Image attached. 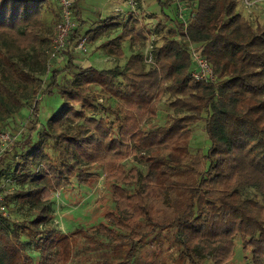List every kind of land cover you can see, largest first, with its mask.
Listing matches in <instances>:
<instances>
[{
  "label": "trees",
  "instance_id": "obj_1",
  "mask_svg": "<svg viewBox=\"0 0 264 264\" xmlns=\"http://www.w3.org/2000/svg\"><path fill=\"white\" fill-rule=\"evenodd\" d=\"M79 1L68 41L84 34L95 41L121 26L103 48L110 60L124 58L127 41L134 51L122 66L82 64L70 45L52 56L59 0H0V132L14 135L2 145L0 175L18 183L6 193L0 182V264H68L73 239L55 231L51 198L73 181L91 186L100 177L114 205L105 221L78 229L102 255L113 254L97 264H135L138 248L154 246L161 232L176 243L161 264H224L236 237L252 264H264V21L250 22L240 9L260 0H155L154 23L155 13L146 16L137 4L120 22L116 12L91 30ZM171 4L173 17L163 11ZM193 51L211 78L194 79ZM57 57L65 58L59 67ZM56 93L60 107L40 123L41 97ZM163 97L167 115L152 125ZM21 114L26 119L12 132ZM196 124L209 140L205 150L192 149ZM130 156L143 171L125 167ZM12 200L28 204L27 219L8 215Z\"/></svg>",
  "mask_w": 264,
  "mask_h": 264
},
{
  "label": "rangeland",
  "instance_id": "obj_2",
  "mask_svg": "<svg viewBox=\"0 0 264 264\" xmlns=\"http://www.w3.org/2000/svg\"><path fill=\"white\" fill-rule=\"evenodd\" d=\"M114 1L115 0H80V17L85 19L86 23L88 22L83 26V28H85L84 30L94 29V24L97 25L96 23L99 21L98 13L103 16L115 6L121 7V10L124 12V14L122 13L119 15V22L121 19H124V16L126 18L127 11L129 10L128 3L125 0H122V2L119 4ZM112 3L114 5L111 7ZM137 4H139L140 8L142 9L140 12L146 16H150L151 12L153 14L155 13L154 18L151 20L152 23H154V21L159 18L160 11H158V4L155 0H137ZM173 7V4H171L169 7L164 8L163 11L168 16L170 15V17H173ZM250 8L251 9L248 11V8H244L242 5L240 7L242 14L247 16L250 22H254L256 19L259 21H264V0L257 1L256 5L253 7L251 6ZM75 16L78 19V15L75 14ZM121 28V26H115L114 28H109V32L106 30L102 31L100 35L97 36L98 38L96 39V42L91 41L89 37H87V49L83 52L76 51L73 48L76 44L69 42L70 47L72 48V53H74L78 60L80 59V61H83L84 59L87 65L91 64L96 68H111L117 64L122 66L125 58H127V55L134 51L133 47L130 46L127 41L123 43L124 58L121 59L112 57L110 60L109 56L105 54V49L103 48V41L106 40V38L112 37V35L119 33ZM144 49L145 48L143 47L141 48V50ZM141 50L140 48L135 49V51L139 52H141ZM64 60V57H57L54 64L59 67L63 65ZM65 75L66 74H61L59 76L58 80L60 84L64 83L66 78ZM47 81L48 79H45L44 85H46ZM90 91L94 92L96 95L100 94L99 88L96 86H91ZM61 103V98L57 93L52 96L43 94L40 99L38 113L40 123H44L47 118L53 114V112L55 113L60 107ZM166 104L165 98L163 97L158 105L157 113H159V116L156 119L150 120L152 125L154 123L157 125L158 122H161L163 119H165L167 115ZM25 113L26 111L24 110V114ZM14 117L15 118L12 121L14 122L13 127L10 129L12 132L19 128L21 123L26 119L23 114L15 115ZM160 119L162 120L160 121ZM150 123H148V126ZM195 126H198L195 129V133L199 132L201 135H199L200 138L192 140V149L205 150L208 146L209 140L204 137L203 126L200 124H196ZM124 165L126 168H130L131 165H136L142 171L145 168L144 164H141L131 156L124 162ZM96 172L99 173L98 170H96ZM6 175H0V182L2 183L3 190H5L6 193H9L13 188L18 186V183H16L15 179L9 176V174ZM243 193L251 194L252 189H243ZM9 203L11 205V210L9 211L8 215L12 219L19 220V218L27 219L29 217L28 204L26 202L21 203L17 200H12ZM50 203L52 218L51 223L54 226L55 231L58 233H66L73 239V248L71 257L68 260V264H97V261L104 259L105 256L109 259L111 256H113V254L109 251L107 252V255H105L106 253L102 255L101 252L105 251L103 247L95 245L93 241H87L80 234V232H78V229L88 228L90 225H97L98 223L105 221L104 213L110 210L114 205L111 188L109 187L108 183L102 180L101 177L94 181L91 186H84L79 184L77 181H73L70 186L56 192L51 198ZM235 241L236 243L233 250V258L224 264H252L250 255H248L242 249L241 242L239 241L238 237L235 238ZM152 244H154V246L151 248H138L136 255L133 257V262L135 264H150L149 262H151V260L155 261L153 264H161L164 256L167 253L175 255L174 253L176 252V243L172 242V236L170 232L157 233L152 239ZM27 248L29 252L34 251V249L31 248V244L27 245ZM34 255L36 256L37 253L34 252ZM98 264H100V262ZM203 264L213 263L206 260L203 262Z\"/></svg>",
  "mask_w": 264,
  "mask_h": 264
},
{
  "label": "built area",
  "instance_id": "obj_3",
  "mask_svg": "<svg viewBox=\"0 0 264 264\" xmlns=\"http://www.w3.org/2000/svg\"><path fill=\"white\" fill-rule=\"evenodd\" d=\"M128 3V6L131 10L135 9L137 6V0H125ZM247 1V0H245ZM73 2L74 0H59L60 6V17L59 20L55 23L54 36L52 39V56H56L58 52H62L70 45L68 37L70 32H73L75 28L78 27V19L73 14ZM179 9L181 7L179 6ZM114 12L124 13L121 8H113ZM87 35L84 34L76 42V45L73 47L76 51L83 52L87 49ZM192 60L195 64L196 70L193 72V77L196 80L209 79L212 77L211 68H209L206 60L201 56V53L198 51H193ZM14 135H10L8 132H0V152L2 151V145L6 144L9 141H12ZM6 204H5V195L3 190L0 188V213H5Z\"/></svg>",
  "mask_w": 264,
  "mask_h": 264
},
{
  "label": "crops",
  "instance_id": "obj_4",
  "mask_svg": "<svg viewBox=\"0 0 264 264\" xmlns=\"http://www.w3.org/2000/svg\"><path fill=\"white\" fill-rule=\"evenodd\" d=\"M114 2H117L118 4L120 3V2H122V0H115ZM114 4L112 3L111 4V7L113 6ZM115 5H117V4H115ZM78 8H79V4H78ZM114 8V7H113ZM113 8H111L108 12H106L103 16H101V14L100 13H98V15H99V19L98 20H100V21H102V20H104V19H106V18H108V19H110L111 18V14H117L116 12H114V10H113ZM115 8H121V7H119V6H115ZM137 13H140V12H138V11H136V13L135 14H137ZM120 14V13H119ZM102 17V18H101ZM97 24V23H96ZM105 24H107V23H105ZM95 42H96V40H95ZM92 43V42H91ZM118 59H121V58H118ZM89 61V60H88ZM80 63H85V64H87L86 63V61L83 59V61H80ZM88 65H91V64H88Z\"/></svg>",
  "mask_w": 264,
  "mask_h": 264
}]
</instances>
